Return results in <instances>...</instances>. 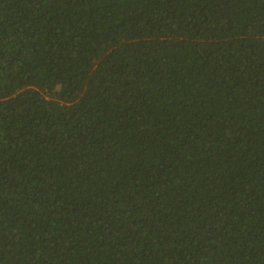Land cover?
<instances>
[{"label":"trees","instance_id":"obj_1","mask_svg":"<svg viewBox=\"0 0 264 264\" xmlns=\"http://www.w3.org/2000/svg\"><path fill=\"white\" fill-rule=\"evenodd\" d=\"M0 264H264V0H0Z\"/></svg>","mask_w":264,"mask_h":264}]
</instances>
